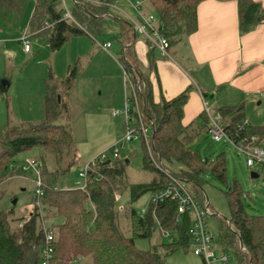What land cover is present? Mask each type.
<instances>
[{
  "label": "trees",
  "instance_id": "trees-1",
  "mask_svg": "<svg viewBox=\"0 0 264 264\" xmlns=\"http://www.w3.org/2000/svg\"><path fill=\"white\" fill-rule=\"evenodd\" d=\"M34 10L29 21V33L46 39L53 52L60 51L72 38L83 35H100L105 18L115 0H72V15L77 24L63 19V7L57 0H34ZM204 0H147L144 11L158 17V30L171 45L185 41L197 31V10ZM238 3L239 31L246 34L264 23V7L254 0H236ZM5 8L19 11L27 0H1ZM121 38L123 59L121 65L132 74L138 88V101L144 123L153 127L150 138L153 156L148 152L142 139L143 169L158 172V177L150 183L130 184L132 202L138 201L148 192H155L170 186L171 177L186 180L194 188L197 199L205 202L200 195L203 176L211 172L218 181L227 183L226 157L221 154L214 162L203 159L190 149L199 131L183 124L184 109L194 89L187 88L172 100L156 103L153 98L152 82L142 67L136 52L137 34L131 23L122 21ZM128 27L132 28L133 36ZM150 44L151 67L156 49ZM10 85V83H9ZM9 85H0V94L8 93ZM70 85V80L68 82ZM207 97V95H206ZM62 102V99H61ZM61 102L55 93L46 92L44 97L45 118L39 123L12 127L9 133L0 130V184L15 176L17 167L11 172L9 167L21 154L36 149H46L59 155L74 145L67 130L57 124ZM218 113L227 129L234 131L246 118L244 107H223ZM204 127H209L206 112L200 116ZM249 135L261 137V130L252 127ZM156 159V160H155ZM157 162V165L154 163ZM105 163L95 172H89L84 186L61 189L58 177L65 171L51 170L45 159L42 161L41 182L44 197L42 206L37 205L34 214L22 228L13 230L8 215L0 212V264H42V251L49 246L47 235L55 239L50 243L53 256L49 264H168L167 259L180 248H189L188 228L190 216L182 225L177 223V204L169 202L157 209L161 220L162 234L181 232L180 242L161 244L159 248L141 250L135 239L150 237L152 218L145 221L133 210L131 223L133 237L129 238L118 229L113 214L101 202L104 183L119 174L120 170ZM237 184V183H236ZM227 193L230 209L228 218H221L220 231L214 242L219 249L231 252L236 264H264V215L251 214L245 204L244 191L239 184ZM202 196V197H201ZM98 200V205L93 202ZM118 201V197L116 198ZM37 201V200H36ZM93 206H91L92 204ZM91 204V205H90ZM211 206V204L209 203ZM48 208L49 214H44ZM54 215H51V212ZM56 220L58 222H56ZM47 222H51L47 226ZM211 233V232H210Z\"/></svg>",
  "mask_w": 264,
  "mask_h": 264
},
{
  "label": "rangeland",
  "instance_id": "rangeland-1",
  "mask_svg": "<svg viewBox=\"0 0 264 264\" xmlns=\"http://www.w3.org/2000/svg\"><path fill=\"white\" fill-rule=\"evenodd\" d=\"M34 2L27 0L21 10L13 11L5 8L0 0V85L4 81L10 83L8 93L0 94V130L7 134L12 127L43 121L44 97L49 91L55 93L57 99L59 96L62 99L59 108L61 115L57 124L71 134L74 145L62 155L46 149H36L18 156L13 162L17 167L15 176L0 184V212L8 215L13 230L22 228L34 214L38 177L33 171L26 172L21 169L28 160H36L41 168L45 159L51 170L65 171L57 180L61 189L79 188L87 181L80 176L86 167L102 153H109L117 144L121 147V158L111 157V168L120 170V173L108 178L104 183L105 191L100 200L107 211L113 214L120 232L131 238V213L134 210L140 217L143 210H149L152 192L132 202L129 185L150 183L158 177L157 171L143 169L142 142H125L128 128V119L124 113L125 98L132 97V90L126 87L124 70L119 62V59H123V48L119 41L122 25L117 19L125 18V21L129 22L128 17L138 16L132 5L135 0H115L110 16L103 22L100 35L93 32L92 37H75L57 53L46 44L44 37L31 35L27 30ZM67 9H73V3L69 0ZM144 13L148 14L147 11ZM128 30L133 36L132 28L128 27ZM25 36L32 47L30 54L24 53V45L20 42ZM141 37L139 35L138 39ZM103 41L113 45L108 53L99 50ZM184 42L171 45L168 56L170 54L174 60L189 66L188 51ZM176 48H182V51L176 52ZM159 53L161 54L157 51V54ZM151 69V66L145 69L149 76ZM211 110L214 112L213 108ZM115 111L121 112L114 116ZM147 149L150 152L149 148ZM190 149L211 162L221 154L226 157L227 183L218 181L208 172L203 176L204 182L200 190V195L211 204V216L207 222L214 237L219 234L221 218L230 216L226 192L237 184L244 191L248 211L253 215H264L262 164L248 167L244 156L235 155L234 150L224 142H215L206 130L198 132L197 138L190 144ZM252 173L259 174V177L252 178ZM191 193L197 197L193 187ZM42 204L41 199L40 206ZM93 204L98 205V200ZM44 210V214L50 215L48 208ZM54 212L55 210L51 215H54ZM46 224L50 226L51 222ZM170 234V237L162 234L155 223L150 237H136L135 243L139 249L146 251L159 248L161 244L180 242L181 232L177 230ZM86 261L83 264H90L91 259ZM167 263L204 264L202 259L194 255L192 246L178 249L167 259ZM230 264H236L235 259Z\"/></svg>",
  "mask_w": 264,
  "mask_h": 264
},
{
  "label": "crops",
  "instance_id": "crops-1",
  "mask_svg": "<svg viewBox=\"0 0 264 264\" xmlns=\"http://www.w3.org/2000/svg\"><path fill=\"white\" fill-rule=\"evenodd\" d=\"M254 1L264 7V0ZM197 18V31L184 42L189 66L174 60L170 54L163 57L157 54L158 50L154 51V67L149 77L155 102L172 100L193 86L184 109L183 124L190 125L194 131L206 132L208 127H204L200 117L205 112V104L210 110L213 108L214 113L223 107L243 106L252 127L261 130L260 145L264 150V23L242 35L236 0H204L198 7ZM125 20L117 19L118 22ZM27 30L29 32V23ZM112 48L113 45L109 50ZM135 48L142 67L148 68L151 65L150 44L144 37L139 40L137 36ZM182 48H176V52ZM31 52L32 47L29 54ZM119 62L121 64L120 59Z\"/></svg>",
  "mask_w": 264,
  "mask_h": 264
},
{
  "label": "built area",
  "instance_id": "built-area-1",
  "mask_svg": "<svg viewBox=\"0 0 264 264\" xmlns=\"http://www.w3.org/2000/svg\"><path fill=\"white\" fill-rule=\"evenodd\" d=\"M68 0H57L63 7V19L77 24L72 15V10L67 9ZM132 2V0H128ZM147 0H135L132 5L135 7L138 16L135 18L128 17L132 24L135 33L148 40L156 50L161 52L163 57L168 56V49L170 48L169 41L162 35L158 28V17L154 13L145 14L144 6ZM21 42L24 45V52L29 53L31 50L30 41L28 37L22 38ZM105 51L112 47L111 42H105L100 45ZM124 75L126 79L127 89L132 90V97L126 96L124 113L128 119L127 134L125 142H133L135 140H144L149 148L150 154L153 157L151 150L150 138L152 136L153 127L144 123L142 110L138 101V88H136L131 72L123 66ZM126 89V90H127ZM122 111V110H121ZM120 111V112H121ZM120 112H113L114 116ZM205 112L209 119L208 134L217 143L224 142L227 146L234 150L235 155L244 156L246 158L247 166L253 168L256 164H264V150L261 148V137L254 134L249 135L248 129L251 128L250 122L245 118L244 121L237 125L234 131L227 129L222 116L216 112H212L208 104H205ZM111 157L113 159L121 158V147L116 144L114 149L102 153L96 157L90 165L86 167L85 172L80 174L81 177L87 178L89 172H95V169L103 166L105 163L111 165ZM157 165V162L154 160ZM16 166L12 164L9 170L12 172ZM21 169L23 171H33L37 175V205H40V200L44 197L41 182V168L36 160H28ZM171 184L167 188L152 192L149 210H143L140 218L148 221L152 218V227L156 223L161 226V220L157 216V209L159 206L175 202L177 204V213L179 225L183 224L190 216V226L188 228V236L190 237V244L195 256L203 260L204 264H230L234 261V255L226 250L219 249L214 242V238L210 233L207 219L211 216L209 202H201L191 193V184L179 178L171 177ZM91 205V204H90ZM93 206V205H91ZM170 237V233L165 234ZM55 239L53 234H48L46 243L49 246L42 251V264H49L53 256V248L50 243Z\"/></svg>",
  "mask_w": 264,
  "mask_h": 264
},
{
  "label": "water",
  "instance_id": "water-1",
  "mask_svg": "<svg viewBox=\"0 0 264 264\" xmlns=\"http://www.w3.org/2000/svg\"><path fill=\"white\" fill-rule=\"evenodd\" d=\"M2 84H3V85H9V82L4 81ZM58 100H59V102H61V98H60V96L58 97ZM127 162H128V160H127ZM251 177H252V178H258V177H259V174H257V173H252ZM14 203H16V201H15Z\"/></svg>",
  "mask_w": 264,
  "mask_h": 264
}]
</instances>
